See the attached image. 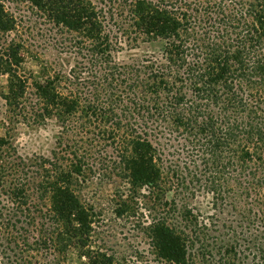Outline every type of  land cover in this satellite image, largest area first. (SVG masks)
<instances>
[{
    "label": "trees",
    "instance_id": "16d2710c",
    "mask_svg": "<svg viewBox=\"0 0 264 264\" xmlns=\"http://www.w3.org/2000/svg\"><path fill=\"white\" fill-rule=\"evenodd\" d=\"M111 1L31 0L76 30L69 74L30 81L20 45L0 46L8 128L60 126L49 158L0 136V264H119L79 193L94 162L159 263L264 264V0ZM112 26L159 54L118 63Z\"/></svg>",
    "mask_w": 264,
    "mask_h": 264
},
{
    "label": "rangeland",
    "instance_id": "374dc122",
    "mask_svg": "<svg viewBox=\"0 0 264 264\" xmlns=\"http://www.w3.org/2000/svg\"><path fill=\"white\" fill-rule=\"evenodd\" d=\"M92 1L105 11L114 5L111 0ZM0 3L14 22L11 31L5 33L0 30V46L11 41L20 45V55L23 59L19 66L20 73L30 76V81H33L76 71V30L56 24L46 8L35 5L31 0H0ZM111 28L119 41L118 45L115 43L113 52L118 63H131L159 54L160 44L140 41L130 43L126 34L115 26ZM7 84L8 76L0 77V92L6 90ZM5 107L0 97V136L8 137L22 156L51 157L52 152L56 150L59 124L54 119L43 125L20 120L8 128L3 117ZM93 164L97 172L87 177L79 193L98 214L94 235L99 245L114 255L119 264H126L130 260L136 263L162 264L157 261L150 239L144 234L141 226H137L141 216L133 217L119 209L123 199H128L117 195V192L119 189L123 192L122 187L126 186L115 177L104 175L107 172L101 164ZM203 201V198L198 197L192 204L206 208ZM140 212L144 211L140 209Z\"/></svg>",
    "mask_w": 264,
    "mask_h": 264
}]
</instances>
